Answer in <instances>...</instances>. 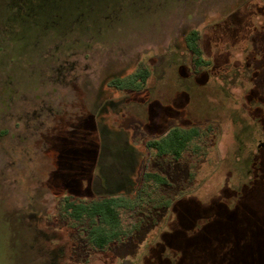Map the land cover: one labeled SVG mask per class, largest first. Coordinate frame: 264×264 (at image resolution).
Here are the masks:
<instances>
[{
  "label": "rangeland",
  "instance_id": "rangeland-1",
  "mask_svg": "<svg viewBox=\"0 0 264 264\" xmlns=\"http://www.w3.org/2000/svg\"><path fill=\"white\" fill-rule=\"evenodd\" d=\"M174 126L200 148L147 149ZM65 196L122 197L125 236ZM0 264H264V0H0Z\"/></svg>",
  "mask_w": 264,
  "mask_h": 264
},
{
  "label": "trees",
  "instance_id": "trees-1",
  "mask_svg": "<svg viewBox=\"0 0 264 264\" xmlns=\"http://www.w3.org/2000/svg\"><path fill=\"white\" fill-rule=\"evenodd\" d=\"M200 33L191 31L187 36V49L191 56L192 69L199 73L210 66L205 59L200 45ZM151 76L147 65H141L138 70L125 81H115L121 89L141 91L146 88V83ZM203 136V131L196 127H172L166 136L160 139L149 140L147 149L154 152L157 157H171L180 160L183 155L191 150L197 151L200 147L197 142ZM145 182H154L155 186L167 183V180L156 173L146 172ZM64 215L75 225H88V241L90 248L95 251H104L109 246L120 241L126 234V218L124 208L132 207L122 197H103L94 200H78L65 196Z\"/></svg>",
  "mask_w": 264,
  "mask_h": 264
}]
</instances>
